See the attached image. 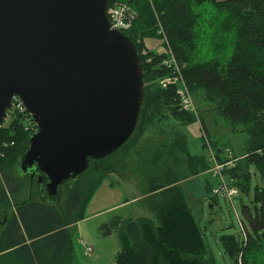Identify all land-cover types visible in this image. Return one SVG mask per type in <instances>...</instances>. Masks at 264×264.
<instances>
[{"label":"trees","instance_id":"16d2710c","mask_svg":"<svg viewBox=\"0 0 264 264\" xmlns=\"http://www.w3.org/2000/svg\"><path fill=\"white\" fill-rule=\"evenodd\" d=\"M117 3H127L136 11L132 27L124 31L137 47L144 70V100L136 130L116 153L90 164L98 180L93 176L84 189L62 190L61 202L50 204L40 198L37 175L21 176L16 168L38 127L27 130L31 117L15 114L0 129V223L5 226L0 254L14 252L22 264H72L75 253L69 229L83 219L84 190L92 193L105 175L117 173L143 187L145 205L153 217L113 222L121 248L116 264H217L201 222L163 153L145 149L130 163L119 158L137 144L148 125L161 120L165 110L184 125L199 120L178 110L176 87L159 86V81L171 74L163 65L166 54L148 50L147 57L142 55L144 40L162 39L161 29L190 92L204 93L227 123L242 126L248 136L245 154L239 156L234 151L238 161L225 176L247 198L252 190V170L262 185L254 189L252 207L242 208L244 237L226 235L220 240L233 264H264V0H108L107 8ZM173 146L169 156L175 157L178 151L192 164L196 161L200 167L195 173L210 169L204 157L191 155L183 138H177ZM222 152L218 148L220 162L225 161ZM25 190L26 198L18 201ZM34 196L39 200L34 201ZM213 201L214 207L217 197ZM11 206L15 211L8 216ZM112 228L106 225L104 234L111 235Z\"/></svg>","mask_w":264,"mask_h":264},{"label":"water","instance_id":"95a60500","mask_svg":"<svg viewBox=\"0 0 264 264\" xmlns=\"http://www.w3.org/2000/svg\"><path fill=\"white\" fill-rule=\"evenodd\" d=\"M107 2L0 0V124L19 96L38 130L16 168L38 176L50 204L138 124L142 62L130 38L110 28Z\"/></svg>","mask_w":264,"mask_h":264},{"label":"rangeland","instance_id":"374dc122","mask_svg":"<svg viewBox=\"0 0 264 264\" xmlns=\"http://www.w3.org/2000/svg\"><path fill=\"white\" fill-rule=\"evenodd\" d=\"M117 4L128 6L132 13H136L135 9L127 3ZM144 42L145 48L143 51L152 50L158 54L165 52L164 41L159 37L156 39L147 38ZM159 86L161 87L160 82ZM189 94L196 105L197 118L200 121L196 120L190 125H184L182 122L175 120L171 113L165 110L161 120H156L152 125H148L137 144L133 148L130 147L125 150L119 158H124L127 163H130L134 161L133 158L136 160L138 153L144 152L145 149L163 153V159H167L168 164L173 167L189 207L201 222V226L205 231L204 239L217 264H233L231 259L224 253L220 239L226 235L236 237L243 235L244 237L246 228L242 208L244 205L252 207L254 189L256 186H261L262 183L258 173L252 170L253 181L249 198L240 194L232 205L223 195L215 196L213 194L212 189L217 187L219 182L213 178L210 169L204 168L202 172L195 173L200 167L196 161L192 164L185 154L178 151L175 152V157L169 156L170 151L174 149L173 144L177 138H183L187 141L191 155L197 159L198 157H204L209 166L211 165L208 159L210 150L218 158L217 150L221 148L223 151L221 154L225 161H227L230 152L234 155L235 151L239 156L245 154L248 136L244 132V128L238 125L234 127L232 124L227 123L221 116L217 106L207 102L204 93L192 94L189 90ZM201 120H203L208 135L202 128ZM204 144H207L206 148H204ZM214 145L217 148H214ZM93 176H96L95 179L98 180V175L94 172V169L89 168L78 179L68 182L62 190L70 191L74 187L84 189L82 186H86V183ZM136 178H139V174ZM143 190V187L137 186L136 180L123 179L117 173L105 175L92 193L84 190L86 200L83 208V219L69 229L74 242L75 253L72 264H115L114 258L117 252L120 251V243L118 231L114 227L112 228L113 222L120 220L121 223L129 220L134 221L142 217H153L146 208ZM26 195L27 190L18 198V201L24 200ZM64 195H66V192H64ZM216 197L218 202L213 207L212 203ZM38 198L39 196H34V201L39 200ZM12 202L14 204L16 201L13 200ZM13 211H15L14 206L9 207L7 215L11 216ZM106 225L112 228L110 232L112 237L104 234L103 228ZM4 229L5 226L0 223V240ZM84 243L94 248V255H88L87 253L84 255V251L86 252ZM97 255L100 256L99 260ZM22 263L14 252L7 251L0 254V264Z\"/></svg>","mask_w":264,"mask_h":264},{"label":"built area","instance_id":"2783aa9c","mask_svg":"<svg viewBox=\"0 0 264 264\" xmlns=\"http://www.w3.org/2000/svg\"><path fill=\"white\" fill-rule=\"evenodd\" d=\"M132 10L128 6L121 4H115L110 6L106 10L107 18L110 23V28L115 31L124 33V31L129 30L135 20L136 13H132ZM159 34L162 36V41L165 44L166 58L163 61V65L168 68L171 72L170 75L162 78L159 82L162 88L168 89L169 87H176L177 102L176 107L180 112L192 113L197 117L196 105L189 94V89L186 84L185 78L183 76L182 67L176 60L172 49L168 43V40L160 29ZM148 51H143V56H148ZM152 58L148 59L150 63ZM15 114H27L31 118L27 119V130H35L36 123L33 122L32 116L28 113L22 99L19 96H15L12 99L11 106L7 109L5 118L0 124V129L7 126V124L12 120ZM32 119V120H31ZM209 162L211 164L210 173L213 178L217 179L219 184L217 187L212 189L215 196L223 195L226 200H228L232 205L234 200L240 195V190L237 188L232 180H228L225 176V172L228 169L235 167L238 159H236L232 152L227 156V161L220 162L216 155L210 150L209 152ZM86 253L91 255L94 253V249L90 246H86L84 243Z\"/></svg>","mask_w":264,"mask_h":264},{"label":"crops","instance_id":"0c3cea01","mask_svg":"<svg viewBox=\"0 0 264 264\" xmlns=\"http://www.w3.org/2000/svg\"><path fill=\"white\" fill-rule=\"evenodd\" d=\"M111 236V235H110ZM112 237V236H111ZM74 243V242H73ZM74 245V244H73ZM86 246H89V245H86ZM91 247V246H90ZM94 249V248H93ZM120 250H121V248H120ZM120 251H118L117 252V254L119 253ZM94 253H95V250H94ZM94 253H93V255H94ZM116 254V255H117ZM84 255H86V252L84 251ZM98 256V255H97ZM100 259V256H98V260ZM114 263L116 264V256H115V258H114Z\"/></svg>","mask_w":264,"mask_h":264},{"label":"flooded vegetation","instance_id":"af4514ba","mask_svg":"<svg viewBox=\"0 0 264 264\" xmlns=\"http://www.w3.org/2000/svg\"><path fill=\"white\" fill-rule=\"evenodd\" d=\"M34 177H35V176H34ZM37 179H38V176H37ZM37 179H36V180H37Z\"/></svg>","mask_w":264,"mask_h":264}]
</instances>
